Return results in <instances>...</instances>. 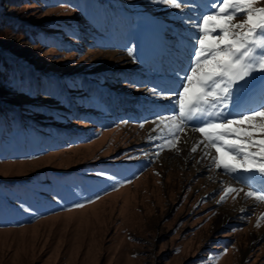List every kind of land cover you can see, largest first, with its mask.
<instances>
[{
	"label": "rangeland",
	"instance_id": "obj_1",
	"mask_svg": "<svg viewBox=\"0 0 264 264\" xmlns=\"http://www.w3.org/2000/svg\"><path fill=\"white\" fill-rule=\"evenodd\" d=\"M182 2L199 7L0 3L3 15L26 10L37 32L0 36L13 63L0 104L18 114L0 128V264H264V204L243 193L217 203L223 186L241 185L190 151L199 134L155 155L153 121L173 105L150 89L174 87L184 20L205 11L206 0ZM262 85L254 73L237 98Z\"/></svg>",
	"mask_w": 264,
	"mask_h": 264
},
{
	"label": "snow or ice",
	"instance_id": "obj_2",
	"mask_svg": "<svg viewBox=\"0 0 264 264\" xmlns=\"http://www.w3.org/2000/svg\"><path fill=\"white\" fill-rule=\"evenodd\" d=\"M150 2L181 13L199 7L182 0ZM203 7L205 11L195 18L184 20L191 29L188 55L176 73L174 87L168 93L150 89L152 95L166 96L173 105L170 114L153 121L155 138L163 141L155 155L159 157L165 149L179 152L182 136L198 133L190 151H201L212 170L241 185L223 186L217 203L229 196L235 201L243 193L254 204H264V85L259 98L247 105H240L237 98L254 73L264 77V0H206ZM262 222L264 213L255 226Z\"/></svg>",
	"mask_w": 264,
	"mask_h": 264
},
{
	"label": "trees",
	"instance_id": "obj_3",
	"mask_svg": "<svg viewBox=\"0 0 264 264\" xmlns=\"http://www.w3.org/2000/svg\"><path fill=\"white\" fill-rule=\"evenodd\" d=\"M11 5H18L20 7L28 6L30 0H0ZM12 13L10 16L0 13V36L7 32L14 31L24 34L30 38L37 35L36 30L29 24V19L26 16V10L12 6ZM13 66L11 60L0 52V93L8 91L7 82H10L11 75L10 69ZM46 79V78H45ZM49 80V78H47ZM47 82V81H46ZM9 93V92H8ZM12 109V108H11ZM17 112L9 110L6 104H0V128L5 131L8 126L12 125V122L17 118ZM5 117L9 118V123H5ZM19 121V120H18ZM13 130V129H12Z\"/></svg>",
	"mask_w": 264,
	"mask_h": 264
},
{
	"label": "bare ground",
	"instance_id": "obj_4",
	"mask_svg": "<svg viewBox=\"0 0 264 264\" xmlns=\"http://www.w3.org/2000/svg\"><path fill=\"white\" fill-rule=\"evenodd\" d=\"M259 94V92L257 91V95ZM250 102V101H249ZM247 104V103H246ZM235 109V108H234Z\"/></svg>",
	"mask_w": 264,
	"mask_h": 264
}]
</instances>
